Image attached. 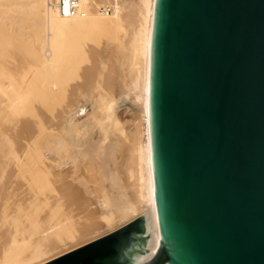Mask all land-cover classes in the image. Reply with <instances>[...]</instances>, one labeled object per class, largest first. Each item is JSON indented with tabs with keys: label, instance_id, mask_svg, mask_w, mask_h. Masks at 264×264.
<instances>
[{
	"label": "bare ground",
	"instance_id": "6f19581e",
	"mask_svg": "<svg viewBox=\"0 0 264 264\" xmlns=\"http://www.w3.org/2000/svg\"><path fill=\"white\" fill-rule=\"evenodd\" d=\"M58 1L0 0V264H46L140 218L143 264L160 245L157 0H78L73 16Z\"/></svg>",
	"mask_w": 264,
	"mask_h": 264
},
{
	"label": "water",
	"instance_id": "95a60500",
	"mask_svg": "<svg viewBox=\"0 0 264 264\" xmlns=\"http://www.w3.org/2000/svg\"><path fill=\"white\" fill-rule=\"evenodd\" d=\"M150 132L160 245L143 264H264V0H157ZM143 230L46 264H130Z\"/></svg>",
	"mask_w": 264,
	"mask_h": 264
},
{
	"label": "built area",
	"instance_id": "2783aa9c",
	"mask_svg": "<svg viewBox=\"0 0 264 264\" xmlns=\"http://www.w3.org/2000/svg\"><path fill=\"white\" fill-rule=\"evenodd\" d=\"M59 11L64 16H73L81 13L79 10L78 0H59L58 1ZM106 14L109 13L110 9L106 8Z\"/></svg>",
	"mask_w": 264,
	"mask_h": 264
},
{
	"label": "flooded vegetation",
	"instance_id": "af4514ba",
	"mask_svg": "<svg viewBox=\"0 0 264 264\" xmlns=\"http://www.w3.org/2000/svg\"><path fill=\"white\" fill-rule=\"evenodd\" d=\"M88 250H85V251H81V252H78L76 254H73L67 258H64L58 262H55L53 264H77L76 261L77 260H80L79 261V264L80 262H82L81 260L83 259L84 255L86 254Z\"/></svg>",
	"mask_w": 264,
	"mask_h": 264
},
{
	"label": "rangeland",
	"instance_id": "374dc122",
	"mask_svg": "<svg viewBox=\"0 0 264 264\" xmlns=\"http://www.w3.org/2000/svg\"><path fill=\"white\" fill-rule=\"evenodd\" d=\"M6 202V201H4ZM1 218H2V215L0 213V222H1ZM47 223H51V219L47 221ZM4 248V243H3V239H2V231H0V251H2Z\"/></svg>",
	"mask_w": 264,
	"mask_h": 264
}]
</instances>
